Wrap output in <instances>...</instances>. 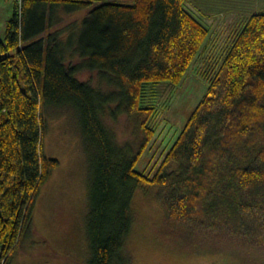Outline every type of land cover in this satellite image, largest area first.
Listing matches in <instances>:
<instances>
[{
	"label": "trees",
	"instance_id": "16d2710c",
	"mask_svg": "<svg viewBox=\"0 0 264 264\" xmlns=\"http://www.w3.org/2000/svg\"><path fill=\"white\" fill-rule=\"evenodd\" d=\"M99 1L22 0L19 10L13 0L0 41V264L32 227L40 187L58 165L43 152L44 106L77 110L92 155L91 264L119 258L139 186L157 189L174 225L215 235L221 246L264 247V13L249 15L222 44L224 57L206 62L205 94L160 162L141 171L158 105L205 48L209 29L186 0L93 6ZM81 9L90 10L80 25L60 27L61 12ZM86 70L97 72L98 85L78 79ZM120 114L136 117L140 143L117 142L103 118Z\"/></svg>",
	"mask_w": 264,
	"mask_h": 264
},
{
	"label": "rangeland",
	"instance_id": "374dc122",
	"mask_svg": "<svg viewBox=\"0 0 264 264\" xmlns=\"http://www.w3.org/2000/svg\"><path fill=\"white\" fill-rule=\"evenodd\" d=\"M103 1L132 2L102 0L93 6ZM247 2L249 15L264 13V0ZM185 5L189 8L188 3ZM13 8V0H0V41L5 40ZM89 10L61 12L60 27L63 29L71 23L80 25ZM222 44L226 43L215 47L211 45L210 50L206 48L204 53L198 55L169 101L158 105L153 120L156 133L136 169L149 171L155 162H160L162 154L173 143L190 112L205 94L208 86L204 71L206 62L209 59L211 63L217 62L224 57L219 53L225 46ZM8 53H16V48ZM78 60V56L73 59L74 62ZM78 79L91 80L93 85H98L96 71L86 70L78 75ZM101 89L106 90L107 86L103 84ZM43 109V116L48 122L43 152L47 157L56 159L58 165L40 187L32 227L23 233L9 264H91L87 215L90 208L92 155L81 137L75 108L44 106ZM103 119L114 132L118 143L131 142L136 145L141 142L143 136L135 116L120 114L113 119L107 115ZM156 194L157 189L153 186H139L134 190L131 227L119 258L113 264H264L262 246L243 243L221 246L215 235H203L170 223L157 203Z\"/></svg>",
	"mask_w": 264,
	"mask_h": 264
},
{
	"label": "crops",
	"instance_id": "0c3cea01",
	"mask_svg": "<svg viewBox=\"0 0 264 264\" xmlns=\"http://www.w3.org/2000/svg\"><path fill=\"white\" fill-rule=\"evenodd\" d=\"M247 1L186 0L190 11L209 29L205 48H203L199 55L204 53L206 48L210 50L209 47L211 45L215 47L224 43L242 28L249 17L248 10H250V7Z\"/></svg>",
	"mask_w": 264,
	"mask_h": 264
},
{
	"label": "built area",
	"instance_id": "2783aa9c",
	"mask_svg": "<svg viewBox=\"0 0 264 264\" xmlns=\"http://www.w3.org/2000/svg\"><path fill=\"white\" fill-rule=\"evenodd\" d=\"M17 2V5L19 7V10H21V6H22V0H15Z\"/></svg>",
	"mask_w": 264,
	"mask_h": 264
}]
</instances>
